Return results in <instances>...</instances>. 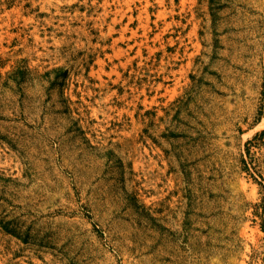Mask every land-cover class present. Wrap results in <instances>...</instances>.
Listing matches in <instances>:
<instances>
[{"label": "rangeland", "instance_id": "rangeland-1", "mask_svg": "<svg viewBox=\"0 0 264 264\" xmlns=\"http://www.w3.org/2000/svg\"><path fill=\"white\" fill-rule=\"evenodd\" d=\"M0 264H264V0H0Z\"/></svg>", "mask_w": 264, "mask_h": 264}]
</instances>
